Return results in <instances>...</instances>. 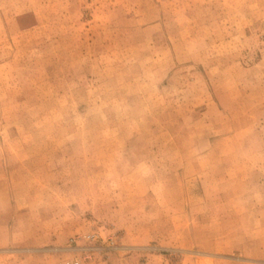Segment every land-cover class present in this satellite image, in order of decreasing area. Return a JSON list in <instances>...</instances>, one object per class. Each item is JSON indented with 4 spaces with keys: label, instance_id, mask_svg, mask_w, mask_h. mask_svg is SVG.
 <instances>
[{
    "label": "rangeland",
    "instance_id": "1",
    "mask_svg": "<svg viewBox=\"0 0 264 264\" xmlns=\"http://www.w3.org/2000/svg\"><path fill=\"white\" fill-rule=\"evenodd\" d=\"M264 264V0H0V264Z\"/></svg>",
    "mask_w": 264,
    "mask_h": 264
},
{
    "label": "built area",
    "instance_id": "2",
    "mask_svg": "<svg viewBox=\"0 0 264 264\" xmlns=\"http://www.w3.org/2000/svg\"><path fill=\"white\" fill-rule=\"evenodd\" d=\"M66 264H82V262L80 260L73 259L66 262Z\"/></svg>",
    "mask_w": 264,
    "mask_h": 264
}]
</instances>
